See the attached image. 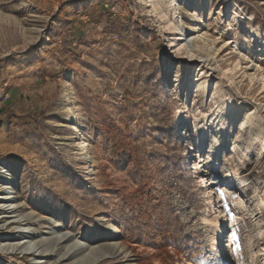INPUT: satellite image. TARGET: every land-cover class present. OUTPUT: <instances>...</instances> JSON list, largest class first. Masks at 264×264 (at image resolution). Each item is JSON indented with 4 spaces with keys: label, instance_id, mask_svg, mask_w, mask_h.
Here are the masks:
<instances>
[{
    "label": "rangeland",
    "instance_id": "374dc122",
    "mask_svg": "<svg viewBox=\"0 0 264 264\" xmlns=\"http://www.w3.org/2000/svg\"><path fill=\"white\" fill-rule=\"evenodd\" d=\"M153 1L0 0V264H264V0Z\"/></svg>",
    "mask_w": 264,
    "mask_h": 264
},
{
    "label": "bare ground",
    "instance_id": "6f19581e",
    "mask_svg": "<svg viewBox=\"0 0 264 264\" xmlns=\"http://www.w3.org/2000/svg\"><path fill=\"white\" fill-rule=\"evenodd\" d=\"M171 2L174 4V6H177V7L180 6V0H171ZM183 2L186 4L190 1L189 0H183ZM151 3H152L151 6H153V8L156 9V5H155L153 0H151ZM197 18L200 20L199 17H197ZM176 19H177V21H180V23H181L180 24V30H179V31H181L180 33L185 34L187 37H189V39L186 38V40L188 41V46H186V47L191 48L192 47L191 45L195 41L203 40V37L200 36L199 34H197L196 32L191 33V34L186 33V30L184 29V25L182 24L183 19H182L181 13L176 15ZM263 50H264V46H263ZM230 107H231V111H234V112L242 110L241 108L238 107L237 104H231ZM75 131L77 132L78 128L77 129L75 128ZM87 146L88 145L85 144V148H86L85 150H88ZM194 148H195V150H197V152L200 151V149H201V147L199 145H196ZM91 158L92 157L88 156V159L90 160V162L93 163L91 161ZM2 169H5L8 171V169H10V167L8 165L3 164ZM6 173H4V174H6ZM13 198H17V197H14L12 195V193L7 198H5V200H7L6 203L9 206L16 205L12 201ZM28 231H29L28 229H25V230L22 229V231H20V235L18 237H14L13 242L8 245V249L6 250V252L13 253L15 250H18L22 247L21 249L24 252L27 251V253L33 254L36 256L34 260L41 261V260L45 259L46 257L42 256V252L40 251V248L37 249V246L31 244V241H29L30 237L28 236ZM113 233H116V229L113 226H107L105 228V234L103 236H96L95 235L93 237V240L88 242L87 247H86L79 242V239L71 236L69 233H63L60 230H57L56 234H57L58 240L64 244H67L66 245L67 246L66 252L63 256H61L59 258V260L60 261H68V260L73 261L74 260L75 262L82 264V260L79 257L83 252H86V250L89 252V254H93L95 256V258H98V259L99 258H111V257H115V256L120 255V254H126L127 257L131 258L132 256H128V255H130L132 253V250L129 249L130 252L127 253V249L123 245H121L120 243H112L109 245H105L106 243L105 244L102 243L104 238L111 237ZM230 239H231L230 241L233 242L234 236L232 233L230 235ZM96 243H99V244L95 245ZM130 264H134V263H130ZM136 264H140V263L137 262Z\"/></svg>",
    "mask_w": 264,
    "mask_h": 264
}]
</instances>
